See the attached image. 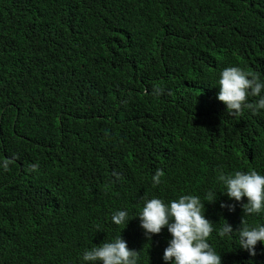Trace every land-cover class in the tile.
<instances>
[{
  "label": "trees",
  "instance_id": "1",
  "mask_svg": "<svg viewBox=\"0 0 264 264\" xmlns=\"http://www.w3.org/2000/svg\"><path fill=\"white\" fill-rule=\"evenodd\" d=\"M231 65L264 79V0H0V264H82L119 233L139 264H165L166 228L149 240L111 214L209 190L222 264H264L260 242L249 256L215 231L238 229L246 202L219 172L264 173V110L216 98Z\"/></svg>",
  "mask_w": 264,
  "mask_h": 264
},
{
  "label": "clouds",
  "instance_id": "2",
  "mask_svg": "<svg viewBox=\"0 0 264 264\" xmlns=\"http://www.w3.org/2000/svg\"><path fill=\"white\" fill-rule=\"evenodd\" d=\"M218 86L216 98L223 102L225 111L231 115H239L247 108L253 113L264 110V79L245 71L238 65L222 68L215 82ZM249 97H256L254 103L248 102ZM10 160L0 162V167L8 169ZM163 171L158 169L152 176V183L161 182ZM216 182L222 186V191L229 200L240 202L243 216L240 227L233 226L226 220L215 229L220 237L237 235L238 247L247 251L249 256H255L256 245H264V223H248L244 217L264 214V173L251 169L247 171L219 172ZM216 190H209L205 196L211 202L216 198ZM194 194H181L175 199L165 202L153 196L145 198L140 210L130 215L128 209H117L111 214V222L117 226H126L128 221L137 217L139 226L147 239L159 234L166 228L170 234L167 246L162 253L165 264H222L220 253L211 246L209 237L214 230L211 220L205 216L204 201ZM222 208L234 210L231 203L221 202ZM122 228V229H123ZM121 229V230H122ZM121 232V231H120ZM82 264H139L140 255L136 249L129 248L127 241L119 234L110 240L85 248L80 256Z\"/></svg>",
  "mask_w": 264,
  "mask_h": 264
}]
</instances>
